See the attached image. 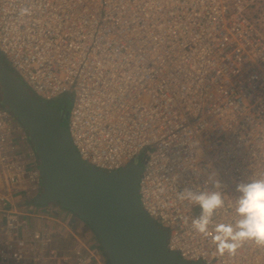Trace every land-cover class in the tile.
Returning <instances> with one entry per match:
<instances>
[{
	"label": "built area",
	"instance_id": "2783aa9c",
	"mask_svg": "<svg viewBox=\"0 0 264 264\" xmlns=\"http://www.w3.org/2000/svg\"><path fill=\"white\" fill-rule=\"evenodd\" d=\"M258 1L0 0L3 58L36 99L73 96L67 130L83 160L116 172L144 154L140 202L189 262L264 264L255 241L235 255L212 242L238 218L237 184L264 176V35L247 15ZM39 164L0 88V264H107L33 203ZM217 179L224 205L203 236L191 226L201 209L178 194Z\"/></svg>",
	"mask_w": 264,
	"mask_h": 264
},
{
	"label": "water",
	"instance_id": "95a60500",
	"mask_svg": "<svg viewBox=\"0 0 264 264\" xmlns=\"http://www.w3.org/2000/svg\"><path fill=\"white\" fill-rule=\"evenodd\" d=\"M8 66L0 52L2 105L23 125L40 162L42 192L35 205L58 204L74 213L94 233L109 264H204L168 249V231L139 199V161L105 172L83 160L66 128L68 113L36 99Z\"/></svg>",
	"mask_w": 264,
	"mask_h": 264
},
{
	"label": "clouds",
	"instance_id": "9594fccd",
	"mask_svg": "<svg viewBox=\"0 0 264 264\" xmlns=\"http://www.w3.org/2000/svg\"><path fill=\"white\" fill-rule=\"evenodd\" d=\"M23 12L26 13L27 9ZM8 67L12 70L10 66ZM12 72L16 74L13 70ZM212 183L211 189L205 187V190L198 188L194 190L186 187L178 194L181 201L187 200L201 209L200 215L191 221V226L194 231L203 236L209 235V226L213 223V217L224 205L220 181L217 179ZM236 192L239 195L235 200L234 212L238 218L234 222L216 224L212 234V242L220 255L226 253L235 255L245 241H255L256 244L264 246V176L238 183ZM96 240L98 241L97 238ZM101 249L103 250L102 247ZM104 254L107 258V254L105 252ZM107 264H109L108 259Z\"/></svg>",
	"mask_w": 264,
	"mask_h": 264
},
{
	"label": "crops",
	"instance_id": "0c3cea01",
	"mask_svg": "<svg viewBox=\"0 0 264 264\" xmlns=\"http://www.w3.org/2000/svg\"><path fill=\"white\" fill-rule=\"evenodd\" d=\"M44 215L49 216L51 220L49 221L50 227H52L54 232H58L60 234L68 233V232H78L82 231L81 236L87 242H89L93 246H99L98 241L87 226L85 222H83L79 217H77L72 212L66 210L58 204L49 205ZM58 242L60 244H58ZM57 244L61 246L64 245L61 241H58ZM61 248V247H60Z\"/></svg>",
	"mask_w": 264,
	"mask_h": 264
},
{
	"label": "rangeland",
	"instance_id": "374dc122",
	"mask_svg": "<svg viewBox=\"0 0 264 264\" xmlns=\"http://www.w3.org/2000/svg\"><path fill=\"white\" fill-rule=\"evenodd\" d=\"M247 15L250 19L253 20L257 28L263 33L264 35V0L258 1L253 7L249 8ZM11 68V67H10ZM12 69V68H11ZM74 103L73 96H64L62 98L56 99L54 102L51 103L54 107L59 108L61 111L68 113L70 115L72 106ZM66 128L68 129L69 121L66 120ZM143 158L144 154L141 155L139 164L143 166ZM46 209L41 210V212H45ZM91 230V229H90ZM93 234V232H92ZM94 239L96 238L93 234Z\"/></svg>",
	"mask_w": 264,
	"mask_h": 264
},
{
	"label": "trees",
	"instance_id": "16d2710c",
	"mask_svg": "<svg viewBox=\"0 0 264 264\" xmlns=\"http://www.w3.org/2000/svg\"><path fill=\"white\" fill-rule=\"evenodd\" d=\"M109 263V262H108Z\"/></svg>",
	"mask_w": 264,
	"mask_h": 264
}]
</instances>
